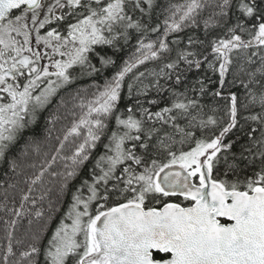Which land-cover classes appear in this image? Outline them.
I'll return each mask as SVG.
<instances>
[{"label": "snow or ice", "instance_id": "obj_1", "mask_svg": "<svg viewBox=\"0 0 264 264\" xmlns=\"http://www.w3.org/2000/svg\"><path fill=\"white\" fill-rule=\"evenodd\" d=\"M0 165V264H264V0H0Z\"/></svg>", "mask_w": 264, "mask_h": 264}, {"label": "trees", "instance_id": "obj_2", "mask_svg": "<svg viewBox=\"0 0 264 264\" xmlns=\"http://www.w3.org/2000/svg\"><path fill=\"white\" fill-rule=\"evenodd\" d=\"M141 70H143V69H141ZM208 102L210 103L211 101L209 100ZM223 103H224V101H222V100L221 101H218V104L221 105V106L223 105ZM41 123H43V121H41ZM2 167L3 166L0 165V168H2Z\"/></svg>", "mask_w": 264, "mask_h": 264}, {"label": "rangeland", "instance_id": "obj_3", "mask_svg": "<svg viewBox=\"0 0 264 264\" xmlns=\"http://www.w3.org/2000/svg\"><path fill=\"white\" fill-rule=\"evenodd\" d=\"M46 62V61H45Z\"/></svg>", "mask_w": 264, "mask_h": 264}]
</instances>
